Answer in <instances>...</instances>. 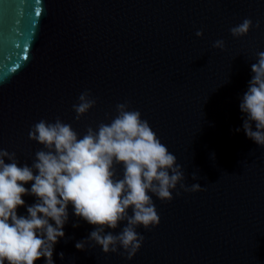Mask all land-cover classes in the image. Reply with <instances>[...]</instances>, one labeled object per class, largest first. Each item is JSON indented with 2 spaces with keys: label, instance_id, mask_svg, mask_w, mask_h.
Instances as JSON below:
<instances>
[{
  "label": "water",
  "instance_id": "obj_1",
  "mask_svg": "<svg viewBox=\"0 0 264 264\" xmlns=\"http://www.w3.org/2000/svg\"><path fill=\"white\" fill-rule=\"evenodd\" d=\"M246 17L260 28L234 38L229 29ZM220 39L224 50L213 47ZM258 52L264 0H0V148L30 165L42 146L28 132L39 120L60 117L83 136L130 101L185 183L203 188L178 187L170 202L153 197L161 222L137 229L145 241L132 260L91 242L78 250L94 226L69 205L54 264H264V148L246 136L239 107ZM85 90L97 105L76 121L72 105ZM115 170L122 178L123 166Z\"/></svg>",
  "mask_w": 264,
  "mask_h": 264
},
{
  "label": "clouds",
  "instance_id": "obj_2",
  "mask_svg": "<svg viewBox=\"0 0 264 264\" xmlns=\"http://www.w3.org/2000/svg\"><path fill=\"white\" fill-rule=\"evenodd\" d=\"M253 27L259 29L260 21L254 24L246 17L229 31L238 39L249 35ZM195 35L203 38L204 33L197 30ZM213 47L224 50L225 41L216 40ZM251 71L239 107L246 117V136L264 148V52L257 53ZM96 105L89 90L81 92L72 105L75 120L80 121ZM28 137L42 146L30 165L21 166L15 152L0 148V264H36L40 259L54 264L55 245L65 237L63 229L69 222V205L78 219L94 226L86 239L76 243L78 250L91 242L104 254L132 260L145 241L137 229L142 226L147 231L160 225L153 197L170 202L173 192L180 196V190H203L199 183H185L177 157L141 112L131 108L130 101L118 103L109 123L88 126L83 136L57 117L33 124ZM117 165L123 166L122 178H117ZM199 178L192 173L194 181ZM30 182V189L24 187ZM24 195L34 196L36 203L26 206ZM25 206L27 215H18L17 209ZM121 223L125 226L118 233L106 231L118 229Z\"/></svg>",
  "mask_w": 264,
  "mask_h": 264
}]
</instances>
